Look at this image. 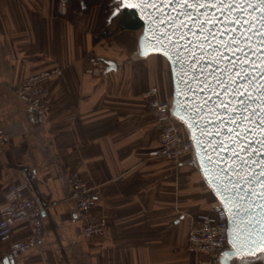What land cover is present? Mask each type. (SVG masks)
<instances>
[{
    "label": "crops",
    "instance_id": "crops-1",
    "mask_svg": "<svg viewBox=\"0 0 264 264\" xmlns=\"http://www.w3.org/2000/svg\"><path fill=\"white\" fill-rule=\"evenodd\" d=\"M80 4L0 0V125L8 140L0 219L10 183L44 209L41 240L10 255V245L31 236L28 223L17 224L0 239V264H197L199 255L186 250L189 219L215 217L219 200L194 153L177 163L155 155L160 128L141 97L157 86L172 102L169 62L140 55L143 28L100 36V6ZM92 60L101 64L89 72ZM107 61L116 69L106 72ZM55 68L63 74L51 83L49 110L17 93V82ZM74 173L92 190L93 213L107 221L102 235L84 233ZM257 256L253 264H264Z\"/></svg>",
    "mask_w": 264,
    "mask_h": 264
},
{
    "label": "snow or ice",
    "instance_id": "snow-or-ice-1",
    "mask_svg": "<svg viewBox=\"0 0 264 264\" xmlns=\"http://www.w3.org/2000/svg\"><path fill=\"white\" fill-rule=\"evenodd\" d=\"M165 5L172 7L173 10L179 8L180 14L186 17L189 16L187 9L192 8L195 16L190 22L197 29L193 34L197 36L203 34L205 36L204 40L197 41L198 45L210 44L208 36H211L213 40L219 39L221 41L216 45H210L208 52H219L220 55L214 58L215 61L230 65V68L219 69V64H216L222 77L239 69L240 74L229 76L227 82L224 79H216L214 85H209L203 89L207 93L213 87L221 88L229 96L227 101L219 100L217 96L219 100L217 111L221 113L228 112L229 115L227 121L221 120L219 123L226 126L231 125V131L227 135L231 138L229 140V146L232 149L230 159L233 161V164L228 167L217 164L213 159L208 158L204 163L210 167L204 169V171L208 175H212V170H215V174L219 177L218 181H213L216 183L214 192L219 194L222 201L217 210H227L233 216L235 214L228 206L235 204L233 193L240 191V181L243 180L244 184L253 185L246 195L261 201L258 205L260 219L249 221V223H255L259 227V231L255 234L249 233L242 243L238 240H231L232 247L227 252V255L233 257L230 264H253L256 257L250 254L255 249L264 248V0H113L110 20L124 10L129 9L136 15L146 14L151 16L159 7ZM204 11H216L219 15L215 20L204 17L201 21ZM210 23L211 26L206 30V25ZM179 27L183 29L184 25L181 24ZM213 28L216 29L215 34L212 33ZM181 36H183V33H181ZM225 36H228L229 39L225 40ZM253 37H255V40H253ZM165 38L162 34L159 39L163 40ZM137 40L142 41L143 35L138 37ZM181 50H183L182 45ZM201 52L204 55L208 54L203 49H201ZM192 59L195 60V57H192ZM233 60L236 63H232ZM258 64L261 66L257 67ZM208 75H211V73ZM257 80L260 81V85L255 87ZM241 81L245 83L246 89H250L254 95H250L248 90H242ZM229 88H231L230 93H228ZM186 90L192 92L193 95H197L191 88ZM177 95L178 93L173 95L172 106L169 108V112L173 115L176 114L179 107L176 99ZM233 101H236V103L234 104ZM206 105L207 102L204 103L205 107ZM215 107L216 105L213 104V108ZM230 108L232 111H229ZM180 110L191 113L187 117L189 121L188 130L200 128V125L192 120V116L199 120L200 112L204 110L203 107L197 110L196 106L193 105ZM221 134L223 133H213L212 135L218 136ZM241 141H247V143L238 148L237 144ZM197 147H201L202 152L214 156L216 151L224 147V144L218 142L211 148L204 149L197 142ZM241 153L246 154L247 159ZM241 173H244V175L242 176ZM245 176L247 179H245ZM221 255L223 256L224 253H221ZM259 258L264 259V252L260 253Z\"/></svg>",
    "mask_w": 264,
    "mask_h": 264
},
{
    "label": "water",
    "instance_id": "water-1",
    "mask_svg": "<svg viewBox=\"0 0 264 264\" xmlns=\"http://www.w3.org/2000/svg\"><path fill=\"white\" fill-rule=\"evenodd\" d=\"M189 16H184L180 14L179 8L173 10L172 7L167 5L159 7L156 12H153L151 16L146 14L137 15L139 19L143 22V30L141 35H143V40L138 41L140 55L145 56L152 53H158L163 55L169 62L172 83H173V95L178 93L176 96L177 103L179 107L177 108L176 114L173 115L177 120H179L185 127L188 137L193 142L194 155L199 166V169L204 176L207 184L214 190L216 183L213 181L219 180V177L215 174V170H212V175H208L204 169L210 166L205 164L204 161L208 158L213 159V161L222 166L230 167L233 161L230 159L232 156V149L229 146V140L227 133L231 131V125H224L219 123V121H227L229 119L228 112H219V100L227 101L229 96L225 94L221 88H212L209 92L205 93L203 91L204 87L209 85H214L216 79H224L227 82L229 76L239 75V69L236 72H231L226 74L224 77L221 76L219 69L230 68V65H225L223 62L215 61V57L220 55L219 52H208L210 45H216L221 43L219 39L213 40L211 36H208L210 44H197V41H202L205 39L203 34L194 35L197 31L196 26L190 21L195 16L192 12V8L187 9ZM219 15L216 11H204L201 16V21L204 17H210L211 20H215ZM178 17V18H177ZM113 18L109 21H112ZM183 24L184 28L181 29L179 26ZM211 26L206 25V30ZM216 29H212V33L215 34ZM174 33H176L174 35ZM183 33V36H181ZM166 38L159 39L161 35ZM140 35V36H141ZM225 40L229 39L228 36L224 37ZM255 40V37H253ZM181 45L183 50H181ZM201 49L208 52L207 55L202 54ZM187 53V54H186ZM195 57V60L192 59ZM243 62V61H241ZM219 64V69L216 64ZM232 63H236L235 60ZM261 65H257L259 67ZM117 65L114 61H107L106 72L116 69ZM211 73V75H208ZM260 85V81H256L255 87ZM242 90H248L250 95L254 93L250 89H246L245 83L240 82ZM187 88H191L193 92L197 95H193L192 92L187 91ZM231 92V88L228 89V93ZM219 97V100L217 99ZM190 98V99H189ZM173 99V96H172ZM187 101V103H186ZM207 102L206 107L204 103ZM235 104L236 101H233ZM172 104V103H171ZM213 104L216 105L213 108ZM196 106L197 110L203 107L204 110L200 112V119L197 120L195 116H192V120L196 121L200 125V128L189 129V121L187 119L191 113L182 112L180 109L185 107ZM229 111H232L230 108ZM242 130V129H241ZM203 133V136H202ZM213 133H223L218 136H213ZM250 139V138H249ZM197 142L204 148H211L218 142H223L224 147L216 151L214 156L206 154L201 151V147H197ZM247 141H241L237 144V147H243ZM245 159H247L246 154L241 153ZM243 176L244 173H241ZM245 179L247 177L245 176ZM240 191L233 193V199L235 200L234 205H229L232 213L235 215H230L229 211L222 210L224 213L227 224H228V242L229 247L223 251L224 255L220 257V264H230L233 257L227 255L228 250L231 249V240H238V242H244L248 237L249 233L255 234L259 231V227L255 223H249V221L259 220L260 209L258 205L261 201L255 200L254 197L246 195L247 192L252 189V184H244L243 180L239 184ZM258 191V187H257ZM219 200V206L222 201L219 194H215ZM264 252V248H258L253 251L250 255L254 256ZM249 255L248 253H245Z\"/></svg>",
    "mask_w": 264,
    "mask_h": 264
},
{
    "label": "built area",
    "instance_id": "built-area-1",
    "mask_svg": "<svg viewBox=\"0 0 264 264\" xmlns=\"http://www.w3.org/2000/svg\"><path fill=\"white\" fill-rule=\"evenodd\" d=\"M77 13L78 10H74ZM101 64L99 60L91 61L89 72H94ZM63 74L61 68L42 71L27 79L17 82L15 89L28 102L41 111L50 109L52 94L51 83ZM147 107L155 114L159 124V147L155 155L175 163L194 153L191 139L184 133L179 121L169 112L171 102L160 97L157 86H150L141 93ZM8 140L0 125V153L3 152ZM72 196L78 210L84 215L86 224L84 233L88 237L102 235L107 227L103 217L96 216L92 209L95 197L87 182L77 173L70 176ZM7 204L3 208L0 219V239L9 237L13 228L19 223H28L31 236L26 240L10 245L9 254L18 255L20 252L38 243L43 234L44 209L25 192V187L10 183L6 189ZM222 212V211H221ZM229 247L227 219L222 212L217 217H190L188 225L186 250L199 255L197 264H218L221 253Z\"/></svg>",
    "mask_w": 264,
    "mask_h": 264
},
{
    "label": "trees",
    "instance_id": "trees-1",
    "mask_svg": "<svg viewBox=\"0 0 264 264\" xmlns=\"http://www.w3.org/2000/svg\"><path fill=\"white\" fill-rule=\"evenodd\" d=\"M80 1L81 0H74L75 5L80 7L81 6ZM83 2L86 5V9H85L86 11L93 8L94 6H100L101 16L99 23V32H100L99 34L102 37L103 36L109 37L110 35H113L115 32L120 31L121 29L123 30V29L143 28V22L130 9L124 10L121 14H118L115 18H113L112 21H109V16L111 15V11L113 9V0H83ZM115 22L119 23V26L116 29H112V26ZM217 216H219V212L218 214H216L215 217Z\"/></svg>",
    "mask_w": 264,
    "mask_h": 264
},
{
    "label": "rangeland",
    "instance_id": "rangeland-1",
    "mask_svg": "<svg viewBox=\"0 0 264 264\" xmlns=\"http://www.w3.org/2000/svg\"><path fill=\"white\" fill-rule=\"evenodd\" d=\"M178 124L180 125V127H182V129H183V131H184V130H185L184 125H183L182 123H180V122H179ZM184 133L187 135V131H184ZM221 211H222V210L219 211V215L222 213ZM260 253H261V252H260ZM260 253H259V256H260ZM259 256H257V257L259 258ZM261 260H263V259L261 258ZM262 263H264V262L262 261Z\"/></svg>",
    "mask_w": 264,
    "mask_h": 264
}]
</instances>
